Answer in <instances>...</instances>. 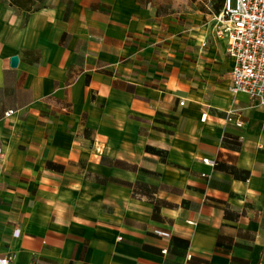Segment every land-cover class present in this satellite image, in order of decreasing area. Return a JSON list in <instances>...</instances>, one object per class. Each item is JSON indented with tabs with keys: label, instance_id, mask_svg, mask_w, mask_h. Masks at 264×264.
I'll use <instances>...</instances> for the list:
<instances>
[{
	"label": "crops",
	"instance_id": "0c3cea01",
	"mask_svg": "<svg viewBox=\"0 0 264 264\" xmlns=\"http://www.w3.org/2000/svg\"><path fill=\"white\" fill-rule=\"evenodd\" d=\"M188 5L0 0V258L264 264V106Z\"/></svg>",
	"mask_w": 264,
	"mask_h": 264
},
{
	"label": "built area",
	"instance_id": "2783aa9c",
	"mask_svg": "<svg viewBox=\"0 0 264 264\" xmlns=\"http://www.w3.org/2000/svg\"><path fill=\"white\" fill-rule=\"evenodd\" d=\"M216 20L220 28L218 33L227 36L228 55L234 61L230 92L248 95L253 102L264 106V0H224ZM14 115L12 110L5 113L6 118ZM228 120L233 121L232 111L228 113ZM242 125V122L238 123V126ZM204 163L216 166L210 159H204ZM160 235L170 236L167 233ZM0 264H11L10 258H0Z\"/></svg>",
	"mask_w": 264,
	"mask_h": 264
},
{
	"label": "rangeland",
	"instance_id": "374dc122",
	"mask_svg": "<svg viewBox=\"0 0 264 264\" xmlns=\"http://www.w3.org/2000/svg\"><path fill=\"white\" fill-rule=\"evenodd\" d=\"M223 2L224 0H189L188 5V12L187 15L191 16L192 19L189 20L190 29H192V24L208 26L210 25V20L214 18L212 27L215 29V32H219L220 28L218 26L216 16L217 11L220 13L217 17L221 14L223 9ZM202 14L209 15V19L205 16H201ZM199 15V16H196ZM211 26V25H210Z\"/></svg>",
	"mask_w": 264,
	"mask_h": 264
},
{
	"label": "water",
	"instance_id": "95a60500",
	"mask_svg": "<svg viewBox=\"0 0 264 264\" xmlns=\"http://www.w3.org/2000/svg\"><path fill=\"white\" fill-rule=\"evenodd\" d=\"M18 63H19V58L18 57H13L12 60H11V65L13 68L17 67L18 66Z\"/></svg>",
	"mask_w": 264,
	"mask_h": 264
}]
</instances>
